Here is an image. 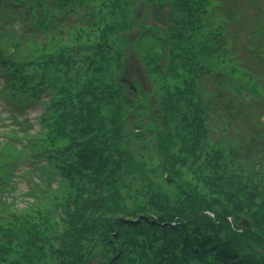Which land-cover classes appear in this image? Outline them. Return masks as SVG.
<instances>
[{"label":"trees","instance_id":"obj_1","mask_svg":"<svg viewBox=\"0 0 264 264\" xmlns=\"http://www.w3.org/2000/svg\"><path fill=\"white\" fill-rule=\"evenodd\" d=\"M236 1L0 0V192L38 179L0 264H264V7Z\"/></svg>","mask_w":264,"mask_h":264},{"label":"rangeland","instance_id":"obj_2","mask_svg":"<svg viewBox=\"0 0 264 264\" xmlns=\"http://www.w3.org/2000/svg\"><path fill=\"white\" fill-rule=\"evenodd\" d=\"M231 4H234L236 6H238V1L236 0H231ZM260 4L264 7V0H260ZM154 21V20H153ZM155 21L157 22V25L159 26V28L161 29H165L166 25H167V20H166V14L165 13H161L159 15L156 16ZM229 28H235L233 25H230ZM236 29V28H235ZM132 36H130V42H132ZM135 55L131 54L129 60H130V64L128 63V68H127V72L130 78L134 79L135 81L139 82L141 81V72L142 69L139 65V63L136 60V57L134 59ZM211 88V86H210ZM247 99H249L248 96H246ZM256 104V108H257V112L256 117L261 119L264 116V102H261L259 100H254L253 101ZM42 105L41 104H34L31 105L29 107L28 110V115L33 119V121L35 120V118L40 114L41 110H42ZM224 109V108H223ZM261 114V115H260ZM1 115L5 116L7 118L6 119H2ZM9 114L6 113L4 111V109L2 107H0V140H1V133L4 130V127L8 124V119L11 120V116H8ZM240 120H243V118L240 117ZM37 128V125H35V129ZM238 128L241 130H239V132H241V135H243L244 133H248L243 126H239ZM232 136L234 138H238L241 139V136H238L237 134L232 133ZM255 139V144H253L250 149L251 152H249L248 155H252L251 160L250 161H254V164H258L256 162V157H259L257 155V153H262L264 155V143L259 140L258 137H254ZM247 155V156H248ZM241 157L242 158H246V156H244L241 152ZM23 170H21L22 172ZM38 181L36 175L34 173H22L19 177H17L13 182H12V188L10 192H0V207L2 206V201L3 200H7V202H9L12 199V196L15 197V202L19 205V206H23L25 205V203L29 200H32L33 197L32 195L29 193V190L33 187H35V182ZM241 220H239L241 222L240 225L244 226L243 223L246 222L248 225L245 227H249V222L247 220V217L242 215ZM228 219H231L230 217ZM232 221V220H231ZM237 222V221H236ZM239 225V226H240Z\"/></svg>","mask_w":264,"mask_h":264},{"label":"water","instance_id":"obj_3","mask_svg":"<svg viewBox=\"0 0 264 264\" xmlns=\"http://www.w3.org/2000/svg\"><path fill=\"white\" fill-rule=\"evenodd\" d=\"M263 123H264V118H263ZM247 224V223H246Z\"/></svg>","mask_w":264,"mask_h":264}]
</instances>
